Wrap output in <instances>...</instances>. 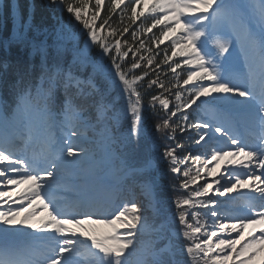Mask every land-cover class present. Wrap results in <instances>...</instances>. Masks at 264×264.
<instances>
[{"label":"snow or ice","instance_id":"1","mask_svg":"<svg viewBox=\"0 0 264 264\" xmlns=\"http://www.w3.org/2000/svg\"><path fill=\"white\" fill-rule=\"evenodd\" d=\"M48 2L59 5L82 26L80 32L87 38L84 49L76 46L78 34L71 29L66 34L61 27L51 39L47 34L43 38L30 35L31 10L26 12L19 0H0V18L9 16L13 21L11 34L0 43L27 48L30 58H39L38 66L30 63L18 70L11 85L12 103L0 99V264H264V0H128L130 8L125 0H110L107 18L100 16L104 0H95L94 11L87 17L90 0ZM121 5L130 12L132 23L141 21L138 31L131 32L138 46L125 40L127 50L120 39L108 42V37L129 32L124 26L117 33L109 24L111 14ZM105 25L110 28L107 37L99 35ZM158 26L159 35H155L153 29ZM138 33H153L149 40L157 49L165 41L170 43L154 69L159 53L138 56L153 53ZM241 33L248 69L246 86L234 83L225 67L224 54L231 55L233 37ZM87 41L101 49V57H109L108 70L113 76L109 84L119 87L126 97L123 112L115 109L106 98V89L98 84L97 72L103 65L89 58ZM69 42L73 43L71 49ZM69 52L70 62L66 61ZM130 54L133 59L126 67L123 61ZM174 57L182 59L178 62ZM142 63V73L134 74ZM161 64L168 65L175 84L167 87L158 73L147 81V88L162 90L151 96L148 106L155 109L158 103L168 113L155 125L156 132L175 140L177 131H186L189 115L184 110L201 98L204 103L212 97L236 105L247 114L243 125L239 121L227 126L208 121L193 124L199 134L196 144L203 141L208 145L203 153L180 156L181 143L164 149L162 158L168 160L170 171L183 176L180 189L197 185L202 174L212 177L211 181L205 180L190 194L175 199V229L167 219L156 220L160 212L151 181L143 184L148 193L146 207L128 200L114 212L104 211L89 198L86 180L84 198L75 205H62L54 194L66 179L61 170L69 171L90 155L82 144L89 132L110 162L118 163L117 171L125 180L143 173L144 169L127 163L142 134L145 105L138 89L144 87L149 69L155 71ZM182 65L194 66L183 79L177 73ZM187 85L192 87L185 89V97L181 89ZM165 92L174 95L175 110L170 109ZM178 113L180 119L174 125L172 118ZM122 119L129 122L127 134L119 132ZM213 132L227 139L210 135ZM213 140L215 146L209 144ZM189 161L195 166L194 174L191 168L181 169ZM150 166L151 162L146 167ZM233 193L241 197L235 215L227 209L221 211V202L215 198ZM195 208L207 209L206 215L215 218L212 230H206L208 222L201 223L199 212L188 211ZM149 211L152 217L147 215ZM95 225H104L107 231L99 232Z\"/></svg>","mask_w":264,"mask_h":264},{"label":"trees","instance_id":"2","mask_svg":"<svg viewBox=\"0 0 264 264\" xmlns=\"http://www.w3.org/2000/svg\"><path fill=\"white\" fill-rule=\"evenodd\" d=\"M125 2L126 4H128V0H125ZM19 3L25 9L26 12L28 9L31 10L32 32L30 33V35H39L40 38H43V36L47 34L49 36V39H51V35L55 32V30L63 27L65 29L66 34L68 29L77 32L78 39L75 41V44L80 49L85 48L87 38L82 32H80V28H82V26H80L78 22H76L74 18L70 16L69 13H67L65 10H62L59 5H55V6L49 5L48 0H19ZM94 4H95V0H90V3L88 5V11L85 13L86 17L89 16L92 11H94ZM109 7H110V0H104V4L101 6V11H100L101 17L107 18L109 16V13L107 11ZM128 7L130 8L131 5L128 4ZM129 15L130 12L128 11V9H126L124 5H121L119 8L115 10V12L111 14V19L109 21L111 29H115L117 33H119L124 26H128L129 32L124 33L123 36L117 35L114 37H108V42L110 44H114V41L116 39H120L121 46L124 50H127L126 45H124L123 43L125 40H127L128 44L130 45L138 46V40L137 41L132 40L131 32L138 31V29L141 26V21L139 20L136 21L135 23H132L128 19ZM96 23L100 24L101 20L98 18ZM12 27H13V21L11 17L4 16L0 18V41H2L4 37H7L8 35L11 34ZM160 27L161 26H158L156 29H153V33L155 35H159ZM84 31L86 32V30ZM109 31H110L109 26L105 25L103 29L99 30V35L107 37ZM153 33H149L147 35L138 33L139 37L144 39L149 47L153 48V53L142 52V53H138L137 55L139 56L140 54H143L145 56H148L159 53V55H155V60L152 66V68L154 69L155 64L163 59V49L170 48V43L169 41H165L164 44L160 45L159 49L155 48L154 45H152L151 41L149 40V36H151ZM68 47L71 49L73 47V43L69 42ZM29 51H30L29 49L19 46H12L11 48H9L6 47L3 43H0V99L7 101L9 104H11L13 100L11 85L18 78L17 77L18 70L23 67H27L30 63H34L37 66L39 64V58L38 57H36L35 59L30 58ZM100 53H101V49L97 45L92 44L90 41H87V54L89 58L93 61L99 60L103 65V67H101L97 72V76H96L97 82L99 85L104 87L109 92V94H111V97L110 96L108 97L106 95V98H108L107 100H109L110 102L111 100H115L116 102H112V103L114 104L115 109L118 110L117 105L120 101L115 99L114 93L119 91L120 89L114 91H111L109 89L108 86L109 81L113 79L112 72L108 70L111 61L107 55L101 57ZM112 54L116 55L114 50ZM170 54L171 53L169 52V55ZM71 58L72 55L71 52H69V54L66 57V61L70 62ZM132 59L133 57L131 56V54L127 58H125V61H123V63L125 64L126 67L130 66ZM181 59L182 58L180 57L173 58L174 61H178V62L181 61ZM117 62H121V61L118 60ZM171 63L172 61H169V64ZM143 68H144V64L142 63L141 69L134 70V74L140 75L142 73ZM189 69L190 67L188 65H182L181 68L177 69V73L180 75L181 79L186 78V72ZM88 71L89 72L92 71L91 66H89ZM157 73L159 74V79L164 81L167 87H172V85L175 84V80L173 79V74L169 71L168 65L161 64V67L159 69H155V71L149 69V76L146 77L145 80L142 82L144 87L138 89L142 92L143 102L145 105L142 115L144 117V120H147L149 122L150 124L149 127L153 131H155V125L159 123L162 118L168 115L166 111L160 108L158 103L156 104L155 109L148 106L151 96L158 95L162 91L156 86H153L151 89L146 87L148 79H155L157 77ZM191 87L192 85H187V86H183V88L181 89L182 91H184L185 97H187L188 91L191 90ZM185 89H187L188 91H185ZM174 91L175 89L173 88V92ZM164 95L167 96L171 101L170 109L175 110L176 101L174 99V95H171L167 92H165ZM207 101L208 103H204V101L198 100L196 104L191 106V108L184 110L189 115V120L185 122L186 131H184L183 133L177 131L175 140L170 139L166 134H161L155 131L156 137L153 135L154 136L153 143H154L155 151L159 150L160 152H163L166 147H174L176 143H181L184 145V150L178 151V155L184 156L189 153L193 155L199 154L201 150L199 149V146H197L198 144H196V140L199 139L198 136L199 134L197 132V129L192 127V125L203 122L204 120L203 109L207 108L208 105H211L210 103L212 99L210 101V99L207 98ZM146 106H148L147 109ZM179 119H180V114L178 113L177 117L172 118V123L175 125L176 123L179 122ZM128 124L129 122L123 123L121 126L122 128L119 129V132L120 133L124 132L123 131L124 126ZM202 130L207 131L206 129H201V131ZM217 136L219 135L217 134ZM95 139L96 138L94 137L93 133L89 132L88 138L82 141L83 146L89 149L90 153H93V157L95 155L94 158H88L89 161H91V159H95L97 161L99 165L98 167H100L101 169L100 173L107 172L110 169L113 170V173L118 172L117 171L118 163L116 166H114L113 163L110 162L109 158L102 151L100 146L94 143ZM137 147L138 149L144 148V146L141 144H138ZM143 152H148V150L144 149ZM155 154L156 152H153V154H151L149 158L154 159ZM85 158L86 157H82L81 159H85ZM128 161L129 160H127V163ZM156 162L159 170H161L162 168L161 163L157 159ZM187 168H191L193 174L195 173V166L192 161H189L186 165H181L182 171ZM161 172L162 174L159 177H156L157 168H153L149 170L148 176H151L153 181L156 180V182L154 183L163 192H165L168 188L171 190L172 194L163 195V198H165L163 202L168 201L170 204L173 205H175L174 201L177 197H183L190 194L193 190L199 188L205 182V180H207L206 176L202 174V178L199 180L197 185H190L189 188L185 190L179 188V184L183 179V176L178 174H173L170 171L168 160L166 161L165 169H162ZM89 175H90L89 170H87V174L84 175L83 177L85 178L86 176ZM97 176H96V180H98ZM170 178L172 179V181L167 182ZM97 185L98 184H96L95 186L89 185V187L94 188ZM127 186L129 190L131 189L130 190L131 194H133L132 191L134 189V185L128 184ZM75 189L77 191H80L82 190V186L80 187L77 186L75 187ZM179 191H183L184 194L183 195L179 194ZM138 193H141V191L138 190L136 194L134 193L135 195L134 194L132 195V199H134L135 196V201L139 199L140 195H138ZM147 205L148 203L146 201L145 207ZM201 209L202 208H195L190 210L189 212H194V211L198 212ZM189 222L190 223L192 222L191 217H189ZM142 239L146 240L147 237H142ZM180 239L182 240L183 238L181 237ZM183 259H187V258L183 257Z\"/></svg>","mask_w":264,"mask_h":264},{"label":"rangeland","instance_id":"3","mask_svg":"<svg viewBox=\"0 0 264 264\" xmlns=\"http://www.w3.org/2000/svg\"><path fill=\"white\" fill-rule=\"evenodd\" d=\"M240 38H241V41L240 42H242V46H243V41H244L243 35H241ZM230 52H231V55H230L231 58L234 60V62H236L237 68L240 69V71H241V73L243 75V77L241 79L239 77H235V73H230L229 72V74H230L233 82L234 83H237V84H239L241 86L248 85L246 67L245 68L243 67V66L246 65V63H245L246 57H244L245 56L244 52H242L241 54H239L238 56H236V55H234L235 52L232 50V47H230ZM191 68L193 70L194 69V66H192ZM199 82L207 85V82L206 81H199ZM199 82L196 81V83H199ZM108 86H109V89L111 91H114V90L119 89V87L113 86V85H110V84H108ZM255 91H256V94H257V100H256L255 103L258 105V103H259V94H260V86H259L258 83L255 86ZM106 95L108 97L109 96L111 97V94H109V92L107 90H106ZM114 95H115V99L118 100V101H120L118 103V105H117L118 106V111L123 112V109H124V107L126 105V97L121 94L120 90L117 91V92H115ZM208 98L212 99V97H208ZM240 99L242 100L243 98H240ZM111 102H116V101L115 100H111ZM216 103H222V102L216 101ZM222 104H225L224 107H223V109H224V112L227 113L228 125H231V124H233V122H231V114H230L231 110H230V108H232L233 106H235L234 109L237 110L238 109V106H236V105H230V104H227V103H222ZM147 107L148 106H146V109H147ZM226 107H230V108H226ZM240 114L242 116L241 119H243V122H244L247 114L243 110H242V112H240ZM213 117L215 119L214 120L215 122H219L220 121L219 120V116L213 115ZM15 119H18V117H16ZM126 122H128V120L122 119L121 120V123L119 125V128L121 129L122 128L121 127L122 124L123 123H126ZM149 125L150 124H149V122L147 120L143 121V123H142V126H144L145 128H148V130H145V136L148 137V138H150V139H152L154 136L156 137V132L153 131L149 127ZM128 128H129V124L125 126V128L123 130L124 131L123 132L124 134H127ZM139 142L144 143L142 141H139ZM35 147H37V146H35ZM147 149L149 150L148 154H153V150H150L148 147H147ZM199 149H201V148H199ZM207 149H208V147L207 148H203V150L201 149V151L202 152H205ZM37 150H38V147H37ZM162 153L163 152H160L159 150L156 151L155 158H154V159H157L161 163V166H162L161 170L162 169H165V164H166V161H167V159L162 158ZM136 156H137L136 154H130L127 157V160L128 159H132V160H129L128 163L131 164V167H133V168H137L135 166L136 165V162H139V161L142 160V159H133ZM94 157H95V155H94ZM94 157H93V153H90V155L88 157H86L85 159H80V162L79 163H77V164H75L73 166H70L71 172H74V173H71V176L68 174V177H66V179H63L62 182L63 181H67V180H71L73 175L76 176V177L73 178V180L77 181V180L81 179V178H79V176H77V173H82V177H83L84 175L87 174V170H89V174L90 175L89 176H86L84 180H82V179L81 180L83 182L86 180L88 185L95 186L96 184H99L98 181L96 180V176L100 174L101 169H100V167H98L99 165H98V163H97V161L95 159H91V161H88L89 160L88 158H94ZM143 159H145V158H143ZM210 167H211V165H210ZM137 169H139V168H137ZM161 170H159V168L157 167L156 177H159L162 174ZM258 172L259 171H257V174H258ZM109 173L112 175L113 174V170L110 169L109 170ZM118 175L121 176L123 174L120 173V172H118ZM61 177H65V176H61ZM116 177H117V174H116V176H114V178H116ZM211 179H212V177H207V180L208 181H211ZM130 181L135 182V189H134V193L135 194L138 192V190L141 191V193H138V195H140L139 196V199L135 201L141 207H145L146 201H147V203L149 202L148 199L146 198V197H148V193H147L146 189L143 187V184L146 181H151L152 182V185H153V194L155 196V200L157 201L156 206H157V208L159 209V212H160V215L157 216V217H155L156 220L159 221V220H162V219H167L169 221V223H170V225H171L172 228H176L178 226V219L176 218V215H175V213H176L175 205L170 204L168 201L163 202L165 200V198H163V195L164 194H172L171 193V190L169 188L165 192H163L154 183V182H156V180L153 181V179H152L151 176H145V174L144 175L137 174V175L133 176L130 179ZM171 181H172V179L170 178L167 182H171ZM62 182H61L60 187L58 189H55L54 190V194L57 197L62 196L63 198H65L66 201L62 205H65V204L66 205H72V203L70 201H68V199H72L73 196H71V195L74 194V192H68L67 189H69V188H66V186H64ZM179 194H182L183 195L184 192L183 191H179ZM210 195H214V193H211ZM233 196L236 197V200H233L231 198ZM215 198L218 201H220L221 204H223V205L224 204H229L230 205V207H229L230 209H228V210H229V212L231 214H233V215L238 214L236 212V209H235V206L234 205H236L237 200L241 199L240 194L233 193V194H230L229 196H216ZM231 204H233V205H231ZM6 207L7 206L5 205V208ZM190 210H192V209H188V211H190ZM207 211L208 210L207 209H204V208H202L200 211H198L201 214L200 215V220H201V223H203L205 220H207L208 224H207L206 230H212L211 229V225H212V221L215 218H212L209 215H206ZM194 212H196V211H194ZM147 215L149 217H152L153 214H152L151 211H149L147 213ZM94 227L97 228L99 232H103V229L101 227H99L98 225H95ZM179 227H181V226H179ZM121 231H123V230H121ZM235 235H236L235 233L232 234L233 237H235Z\"/></svg>","mask_w":264,"mask_h":264},{"label":"bare ground","instance_id":"4","mask_svg":"<svg viewBox=\"0 0 264 264\" xmlns=\"http://www.w3.org/2000/svg\"><path fill=\"white\" fill-rule=\"evenodd\" d=\"M231 47H232V50L235 52L236 55L240 52L239 42L236 41L235 39H233V43H232Z\"/></svg>","mask_w":264,"mask_h":264}]
</instances>
